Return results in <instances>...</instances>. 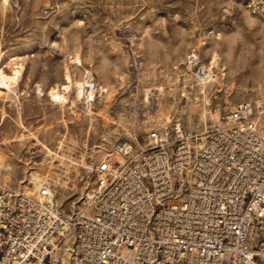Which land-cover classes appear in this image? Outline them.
Masks as SVG:
<instances>
[{
    "label": "rangeland",
    "instance_id": "1",
    "mask_svg": "<svg viewBox=\"0 0 264 264\" xmlns=\"http://www.w3.org/2000/svg\"><path fill=\"white\" fill-rule=\"evenodd\" d=\"M192 53L214 81L197 80ZM0 66V182L50 183L66 206L119 136L177 119L201 130L259 102L264 24L245 0H0Z\"/></svg>",
    "mask_w": 264,
    "mask_h": 264
},
{
    "label": "built area",
    "instance_id": "2",
    "mask_svg": "<svg viewBox=\"0 0 264 264\" xmlns=\"http://www.w3.org/2000/svg\"><path fill=\"white\" fill-rule=\"evenodd\" d=\"M245 4L264 24V0ZM88 169L66 206L50 183H0V264H264V94L201 130L177 119L121 135Z\"/></svg>",
    "mask_w": 264,
    "mask_h": 264
},
{
    "label": "bare ground",
    "instance_id": "3",
    "mask_svg": "<svg viewBox=\"0 0 264 264\" xmlns=\"http://www.w3.org/2000/svg\"><path fill=\"white\" fill-rule=\"evenodd\" d=\"M209 71L210 72H212L210 75H209V78L208 79H205V77H200V79H202V82L203 81H214L216 78H217V75L213 72V70L210 68L209 69ZM7 72L5 71V69H4V67H2V66H0V83L1 84H6L7 82H8V80H7V74H6ZM85 87V86H84ZM37 90H40V88L39 87H37ZM101 91L102 92H104L103 91V89H101ZM94 92H95V87L94 88H90V89H88V90H86L85 91V88L83 89V87L81 86V84H78V94L79 95H81L82 93L83 94H85L84 95V97L85 98H88V99H90V98H92L93 96H94ZM66 99V94H64V93H62L61 94V100L62 101H64ZM216 114H217V112H216ZM215 123H218V122H215ZM1 183V182H0ZM3 184V183H2ZM43 184H45V183H42L38 188H36V189H34L32 192H30V193H35V192H37L38 191V189L43 185ZM55 189V188H54ZM55 193H56V196H57V198H56V203H57V205H61V203H60V201H59V199H58V193H57V190L55 189Z\"/></svg>",
    "mask_w": 264,
    "mask_h": 264
}]
</instances>
